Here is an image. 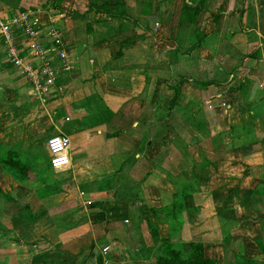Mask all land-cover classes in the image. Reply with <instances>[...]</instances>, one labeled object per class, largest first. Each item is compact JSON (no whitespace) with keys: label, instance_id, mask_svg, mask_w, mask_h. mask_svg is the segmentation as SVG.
Returning <instances> with one entry per match:
<instances>
[{"label":"crops","instance_id":"1","mask_svg":"<svg viewBox=\"0 0 264 264\" xmlns=\"http://www.w3.org/2000/svg\"><path fill=\"white\" fill-rule=\"evenodd\" d=\"M50 3L75 69L49 104L0 43V264H156L162 239L264 264V0ZM60 134L69 167L4 171Z\"/></svg>","mask_w":264,"mask_h":264},{"label":"built area","instance_id":"2","mask_svg":"<svg viewBox=\"0 0 264 264\" xmlns=\"http://www.w3.org/2000/svg\"><path fill=\"white\" fill-rule=\"evenodd\" d=\"M0 43L7 47L10 61L27 76L33 94L42 104L62 90V75L75 69L72 44L65 29L60 23H41L32 9L0 5ZM53 141H59L58 147ZM48 147L56 169L70 166L71 139L67 135L53 136Z\"/></svg>","mask_w":264,"mask_h":264},{"label":"rangeland","instance_id":"3","mask_svg":"<svg viewBox=\"0 0 264 264\" xmlns=\"http://www.w3.org/2000/svg\"><path fill=\"white\" fill-rule=\"evenodd\" d=\"M4 1H6V0H4ZM48 1L51 2L50 4H54V2H55V0H30V1H27L26 0L25 5L20 6V7L25 8V9H27V8L28 9H31L32 7H35L33 9H37L38 7L44 6V4L48 3ZM45 6H48V4H46ZM262 11L264 12V10H262ZM262 17L264 18V14L262 15ZM66 34H67V38L70 39L67 32H66ZM47 104H49V101L46 103V105ZM31 106L32 107H35L33 105V103H29V105L28 106H25V108L26 107L27 108H32ZM8 108L11 109V104L8 105ZM51 137H49V139ZM36 153L38 154L40 152L38 151ZM36 153L35 154H32V155L33 156L35 155V157H36ZM46 157L43 158V159L42 158L36 159L34 157L27 158L26 159V165L24 166L25 168H22V167H19V169H17V167L16 168H13V167H11V166H13V165H11V163H9V164L7 163V166L6 167L3 166V169H4V171L8 175L11 176V174H12V175H14V177L20 179L21 181H23V180L27 181V177L28 178H32L33 179L32 180V183L33 184L35 183L34 185L36 186V184H38L41 181V179L45 178L48 175L49 176L52 175L53 168L55 169V167L53 165V156H52V154L50 153ZM1 171H2V168H1ZM2 174H3V172H2ZM7 190H8L7 193L3 192L2 194L6 198H9L11 196L10 195L11 192H9V191H11V190H9L8 188H7ZM0 191H2V188L1 187H0ZM0 219H3V218L0 216ZM154 221H156V219ZM1 234H3V233L1 232ZM17 242L18 243H21V239H17ZM156 255H157V258H158V257L164 255V252H161L160 255H158V254H156ZM151 264H155V262L154 263L152 262ZM156 264H157V262H156Z\"/></svg>","mask_w":264,"mask_h":264},{"label":"trees","instance_id":"4","mask_svg":"<svg viewBox=\"0 0 264 264\" xmlns=\"http://www.w3.org/2000/svg\"><path fill=\"white\" fill-rule=\"evenodd\" d=\"M154 232L157 233V231ZM158 238L156 242L161 240ZM162 242L165 245L164 255L158 257L157 264H217L213 259L205 257L204 246L200 243H193L190 251L185 252L182 249H176L167 239H162Z\"/></svg>","mask_w":264,"mask_h":264},{"label":"clouds","instance_id":"5","mask_svg":"<svg viewBox=\"0 0 264 264\" xmlns=\"http://www.w3.org/2000/svg\"><path fill=\"white\" fill-rule=\"evenodd\" d=\"M53 144H54V146H57L58 147V145H59V141H53ZM64 161H57V163L59 164V163H63Z\"/></svg>","mask_w":264,"mask_h":264}]
</instances>
